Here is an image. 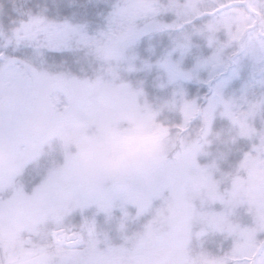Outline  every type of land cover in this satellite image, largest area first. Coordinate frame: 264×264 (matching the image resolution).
Masks as SVG:
<instances>
[{
  "label": "snow or ice",
  "instance_id": "obj_1",
  "mask_svg": "<svg viewBox=\"0 0 264 264\" xmlns=\"http://www.w3.org/2000/svg\"><path fill=\"white\" fill-rule=\"evenodd\" d=\"M100 18L0 3V264H264V92L223 91L241 57L264 73V0H114ZM161 32L179 36L152 87H173L150 95L130 75ZM194 36L211 54L185 70ZM193 79L204 95L176 84Z\"/></svg>",
  "mask_w": 264,
  "mask_h": 264
},
{
  "label": "trees",
  "instance_id": "obj_2",
  "mask_svg": "<svg viewBox=\"0 0 264 264\" xmlns=\"http://www.w3.org/2000/svg\"><path fill=\"white\" fill-rule=\"evenodd\" d=\"M27 2L35 7L39 4L46 9V15L50 19L63 20L70 18L73 22H79L82 19H88L91 22L90 30L97 24L102 23L100 13L107 14L111 10V5L114 0H27ZM0 3H7V0H0ZM76 11V15L73 16V11ZM176 33H151L141 37L138 41L135 51L141 59H149L150 63L160 57L165 51L170 50L172 41L176 39ZM191 42H201L202 46L206 48V44L198 37H192ZM151 44L155 49V55L149 57L146 53V49ZM207 50V49H206ZM139 63V61H138ZM157 73L154 70L133 73L130 75V79H144L145 91L150 95H161V90L153 89L152 84L154 82ZM196 86L191 83V91ZM200 94L203 89H200ZM226 123V122H225Z\"/></svg>",
  "mask_w": 264,
  "mask_h": 264
},
{
  "label": "rangeland",
  "instance_id": "obj_3",
  "mask_svg": "<svg viewBox=\"0 0 264 264\" xmlns=\"http://www.w3.org/2000/svg\"><path fill=\"white\" fill-rule=\"evenodd\" d=\"M96 27V26H95ZM95 27L91 30H94ZM90 30V31H91ZM176 36H179V33H176ZM192 47L188 53L185 54L182 67L185 70L191 69L194 64L196 63L197 58H205L211 54V50L204 48L201 42H191ZM207 49V50H206ZM167 51L160 54V56L164 55ZM159 58V57H158ZM179 58V53H173L172 59L176 60ZM157 60V59H156ZM156 60H154L151 64L153 65L151 70H154L157 75L161 76L162 78H166L165 73L162 69L156 66ZM138 63V62H137ZM139 64V63H138ZM200 80L207 79V71L202 70L199 73ZM264 80V73H258L256 70V66L253 61L248 57H241L239 64L236 66V74L232 76L231 79L227 81L224 86V95L227 96H239L241 92L246 88V86H251L252 89L257 92L261 93L264 92V85H261V81ZM193 83L196 87L194 90L191 91L190 84ZM180 87H183L185 91L188 93L189 98L194 95L200 89H203L200 95H204L207 92V86L204 84L199 83L197 80H187V81H177ZM170 86L167 90H161V95H167L171 91Z\"/></svg>",
  "mask_w": 264,
  "mask_h": 264
},
{
  "label": "clouds",
  "instance_id": "obj_4",
  "mask_svg": "<svg viewBox=\"0 0 264 264\" xmlns=\"http://www.w3.org/2000/svg\"><path fill=\"white\" fill-rule=\"evenodd\" d=\"M166 135V132L164 133ZM157 135V132L156 130H153L152 132L148 133V136L147 138L148 139H151L152 137L156 136Z\"/></svg>",
  "mask_w": 264,
  "mask_h": 264
}]
</instances>
